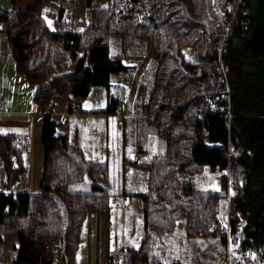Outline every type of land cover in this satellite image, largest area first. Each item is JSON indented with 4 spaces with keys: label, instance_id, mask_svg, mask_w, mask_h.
<instances>
[{
    "label": "trees",
    "instance_id": "trees-1",
    "mask_svg": "<svg viewBox=\"0 0 264 264\" xmlns=\"http://www.w3.org/2000/svg\"><path fill=\"white\" fill-rule=\"evenodd\" d=\"M50 2L10 0V9L0 11V31L14 69L36 85L32 101L40 112L63 98L68 110L79 108L92 87L107 88L113 75L127 70L111 54L114 36L121 50L143 39L156 60L147 121L166 149L145 165L139 246L120 247L116 264H168L163 239L176 232L180 219V237L189 242L218 236L222 250L224 194L211 188L216 169L229 171L230 211L245 221L243 248L264 260V61L245 41L246 14H230L229 0H108L107 8H93L90 21L77 30L62 6L49 26L42 10ZM223 23H231L225 40ZM199 39L205 52L199 53V62H189L182 50ZM114 104L110 98L105 111L94 113L108 114ZM57 125L43 115V166L36 192L13 190L26 174V146L14 133L0 134L5 189L0 191V239L12 235L19 241L12 264H50L52 253L45 246L60 237L67 262L73 264L86 216L109 213L115 197L97 185L88 192L71 190L85 177L107 179L108 168L87 159L57 132Z\"/></svg>",
    "mask_w": 264,
    "mask_h": 264
},
{
    "label": "crops",
    "instance_id": "crops-1",
    "mask_svg": "<svg viewBox=\"0 0 264 264\" xmlns=\"http://www.w3.org/2000/svg\"><path fill=\"white\" fill-rule=\"evenodd\" d=\"M93 1L88 4L84 0H74L70 3L67 0H52L48 6L43 8L42 16L45 19V9L56 4L50 22L54 19L58 7L62 6L67 20L72 21L79 18L83 24L88 21L86 20L88 16L90 18L91 10L98 7L92 5ZM84 14L87 17L80 20V16ZM50 27L52 28V23ZM143 41V39L134 40L127 49L117 56L142 57L143 54L147 55L145 41ZM121 60L127 70L115 75L135 71L136 66L125 64L123 59ZM154 61L152 60L150 65L155 68L156 60ZM115 75L111 77L107 88L92 87L79 108L68 110V101L63 98L53 101L50 109L42 113L38 109V105L31 100L27 109L8 112L6 114H11L7 119L1 121L3 126L17 127L19 131L14 134L18 135L26 146L24 156L26 174L14 185V191L36 192L35 186L39 184L43 166V149L39 135L44 114L58 122L57 132L65 134L70 143L79 146L87 159L107 166V179L93 180L85 177L83 181L73 184L71 187L74 192H88L92 186L97 185L115 194L109 213H89L84 220L77 254L80 258L83 257L86 264H107L109 252L118 250L120 247L138 248L143 232V207L140 195L146 191L148 177L145 165L155 155L163 153L166 149L165 142L158 135L156 128L147 121L148 98L141 100L143 103L140 111H136L134 108L138 101L135 102L133 99L125 102L123 99L125 116L122 126L117 124L112 111L108 114L94 113L105 111L110 98L115 99L122 96L111 95L110 87ZM35 88L36 85H33V92ZM32 96L33 94L31 99ZM6 105L9 106L8 102ZM110 108L112 109V107ZM110 108L108 110H111ZM18 117L25 118V120L19 122L16 120ZM132 134L134 137H131ZM128 136H130L129 139H127ZM131 151L132 156L136 151L143 153L137 163H132V157L129 154ZM5 241L8 242L5 244ZM18 244L19 241L14 236H2L0 245L3 246L5 254L6 251L9 254L7 259L2 258V264L14 262ZM5 254L4 256H6Z\"/></svg>",
    "mask_w": 264,
    "mask_h": 264
},
{
    "label": "rangeland",
    "instance_id": "rangeland-1",
    "mask_svg": "<svg viewBox=\"0 0 264 264\" xmlns=\"http://www.w3.org/2000/svg\"><path fill=\"white\" fill-rule=\"evenodd\" d=\"M84 1L87 3L86 0ZM91 1L92 0H90V2ZM67 2L68 3L74 2V0H67ZM92 5L98 6L97 8H107L108 0H94ZM10 6H11L10 0H0V11L7 10L10 8ZM55 9H56V4H53L50 5V7H47L44 11V17L46 22L49 24V26L52 23L50 22V17H52L53 11H55ZM91 16H92V10H91L90 18L89 16L87 17L86 14L80 16L81 18L80 20H84L87 17L86 20L88 21L84 22L83 24L79 21V18L78 20L73 19L71 22L73 23L75 29L82 30L85 27L86 23L90 21ZM197 45L199 47L200 55H203L205 52L203 41L199 39ZM110 51L111 54L114 56H117L118 54L120 55L121 54L120 52L123 51L120 49L118 36H114L111 38ZM120 57L121 59H123L125 64L134 65L136 66V69L133 72H128L123 75H115L112 78V86L110 87L111 95H122L121 97L125 99V102L133 99L135 100V102L138 101V104L134 108H136L135 109L136 111H140L143 103L141 100L144 99L146 100V98H149L150 92L153 87L155 68L151 67L150 64L152 60L153 62H155L154 61L155 59L148 54L147 55L143 54L142 57H131V56L130 57L120 56ZM32 88H33L32 84L27 83L21 74L16 73L14 69V60L12 58L10 50L8 49L6 36L3 32L0 31V99L3 98L5 102H8L9 104L8 108H10L9 112L11 113L14 110H25L28 108L30 101L32 100L31 99V95L33 94ZM103 90L105 91L106 89ZM136 99H140V100H136ZM11 113L0 115V133H6V132L15 133L19 131L17 130V127H12V126L6 127L1 124V121L7 119L8 115H10ZM16 120L21 122L25 120V118L18 117L16 118ZM131 137H134L133 134ZM129 138L130 136L127 137V139ZM136 152H134V154ZM129 154L130 157H133L132 151ZM203 175L204 177H206L208 180L211 181V175L209 171H205ZM3 178H4V173L0 163V191L5 190L2 185ZM211 185H213L212 181H211ZM211 188L214 187L212 186ZM38 190H39V186L37 184V186H35V191ZM224 209H225L224 200H220V209H219L220 215L224 213ZM181 223L180 221L178 222V229L176 230L177 233L174 232V234L165 237L163 239V249L165 250L164 259L166 260V262L168 264H178L177 263L178 261L181 264H215L219 251H221L219 240L217 243V239H219V237L213 235L204 236L200 238L189 239L188 242L183 236L181 237L179 236L181 234L180 233L181 230L179 229ZM14 238L16 237L14 236ZM7 242L8 241H5V244ZM79 242H80V238H79ZM77 252H78V248L75 253L73 264H86V262L83 261V257L80 258ZM4 254L5 252L3 251V246L0 245V264H2V260L4 259V257L6 259L9 257L7 251L5 254L6 256H4ZM59 263L61 264L62 261H60ZM254 264H258V260H256Z\"/></svg>",
    "mask_w": 264,
    "mask_h": 264
},
{
    "label": "built area",
    "instance_id": "built-area-1",
    "mask_svg": "<svg viewBox=\"0 0 264 264\" xmlns=\"http://www.w3.org/2000/svg\"><path fill=\"white\" fill-rule=\"evenodd\" d=\"M246 10V0H229L228 12L233 16L236 14L244 15L246 14ZM230 26L231 23L222 24V28L225 30L224 40L227 37ZM8 49L10 50L9 45ZM219 50L221 53L223 52L222 47H220ZM182 53L189 62H199L200 55L197 45L184 47ZM197 71L202 72V68H197ZM207 73L211 74V70H208ZM111 110V113L116 117L117 124L122 126L125 112L123 108V98L121 96L115 98V104L112 106ZM8 112L9 108L6 105V102L3 99H0V115L6 114ZM142 156L143 153L137 151L132 157V163H137ZM212 183L213 187L217 191L224 194L225 200V213L220 224L219 232L222 236V250L219 253L215 264H254V262L258 260L256 254L254 252L247 251L242 246L245 221L241 217L238 219L235 218L230 211V197L232 195V188L228 169L224 171V174L219 169H216L214 172H212ZM223 183L225 186H223ZM179 221L181 223L182 219ZM179 228H182V223ZM45 249L52 253V255L48 258L50 264H60V261H62L61 264H68L63 237L51 239L46 244ZM118 259L119 251L111 250L108 254L107 264H116ZM258 264H264V260H258Z\"/></svg>",
    "mask_w": 264,
    "mask_h": 264
},
{
    "label": "water",
    "instance_id": "water-1",
    "mask_svg": "<svg viewBox=\"0 0 264 264\" xmlns=\"http://www.w3.org/2000/svg\"><path fill=\"white\" fill-rule=\"evenodd\" d=\"M245 41L253 54L264 61V0H246Z\"/></svg>",
    "mask_w": 264,
    "mask_h": 264
}]
</instances>
